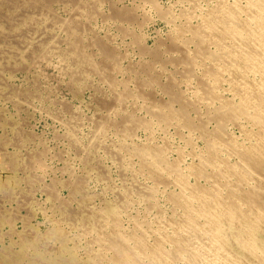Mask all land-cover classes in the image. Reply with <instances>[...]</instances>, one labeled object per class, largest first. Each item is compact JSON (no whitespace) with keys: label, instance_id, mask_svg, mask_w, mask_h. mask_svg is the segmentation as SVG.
I'll return each instance as SVG.
<instances>
[{"label":"rangeland","instance_id":"374dc122","mask_svg":"<svg viewBox=\"0 0 264 264\" xmlns=\"http://www.w3.org/2000/svg\"><path fill=\"white\" fill-rule=\"evenodd\" d=\"M21 1L24 4H22ZM46 1L49 0H28L29 3L26 0H0V12L5 14L4 17V15L0 13V52L2 53H0V143L2 144H0V264H4L5 260H8V257H12L19 264H65L70 258L76 259L78 264H105V261L102 262L100 259L97 260L96 257L104 253V251H101L102 247L93 240L94 238L96 239V235H98V227L94 226L92 231H89L88 227L89 224L93 222L92 217L94 214H100L110 208H119L120 210L119 203L121 199L119 198L122 197L121 195L128 193L129 201H127V206L121 214V224L123 225V229L125 227L128 229H124V231L129 232L132 230L134 226L133 223L136 221H155L154 218H156L157 212L150 209L149 211L146 210L150 207L149 205L151 203L156 205L157 208L160 207V212H162L166 218H169L172 214V209L170 204H168L167 196L169 191H177V189L175 187L172 188V186H169L168 189L165 187L158 188L157 191L159 193H156L152 202L146 203L147 200L142 195V192L153 187V182L147 175H144V173L140 171L139 160H137V157L135 158L132 156L129 150L135 147H143L144 145L150 147L160 146V148L166 147L165 149L169 155L167 158L170 162L178 161L180 159L179 153L181 152L184 154L181 160V167L184 169L193 165V163L197 164V155L205 148V142L201 140L197 134L191 135L187 134V130H178L176 124H171L172 127L170 126V128L169 125L159 124L151 114L149 115V112H145V109L148 111L153 105H160L161 103H165L164 101H169V97L166 95L167 93L164 94L163 87L164 85L166 86V83L168 84L171 79L175 82V92L179 93L186 101L196 103L197 100L202 99L203 92L199 88L198 81L199 77L201 78L203 75L205 66H209L210 64L207 63V65L203 66V64L199 62V65L194 68L193 75H186L183 72L182 66L173 63V60H177L180 54L172 52L170 47L176 29L184 24L181 13H194L196 16L193 18L192 25L195 26V24L198 25L199 23V17L203 15L207 9L212 8L215 2L214 0H210L212 2L209 0H193V2L192 0H50V3H45ZM80 4L81 6H79ZM29 5H31V8ZM77 7L81 12L78 11ZM88 7L91 9H87ZM122 11L130 12L136 20L133 19L135 23L132 21L130 24L114 18L116 13L120 14ZM76 15L80 16H78L80 18L79 20ZM5 20L7 23H5ZM69 24H75L77 35L80 39L83 37L81 39L85 47H83V49L94 65L104 68H110L111 66H109L108 64L110 63L105 61L103 56L100 55V49H96L99 47L94 45L95 40L100 43L99 45L101 47H106L105 49L114 53L117 59L115 65H113V80L106 82L100 75L91 74L89 71L85 72L86 70L83 66H79L77 58L71 53L73 49L69 46L72 41L70 31L66 29ZM24 31L25 33H22ZM66 31L69 32V34L66 33ZM6 33H9V35ZM7 37L8 41L4 40L7 39ZM13 38L17 40H15V45L12 43L14 42ZM45 38L47 40L49 39L48 42ZM69 40H71L70 43ZM90 41L93 42L91 43ZM55 44L59 45L57 46ZM66 44H68V46ZM31 47L35 49V51L31 49ZM141 47L142 49L145 48L143 50L139 49ZM51 48H53L54 53L50 50ZM189 48L188 51H190L192 55L194 47L190 45ZM146 51L147 53L144 54ZM158 53L160 56L158 57L160 63L155 64L153 60L154 55L151 54L158 55ZM144 63H148L147 65L145 64V66L150 65L151 68L154 69L152 72L153 80L150 84L151 86L147 87V89L146 87L142 88L141 90H143V93L145 92L144 95L146 94L147 101L150 98L153 100L156 99L154 101L149 100L147 102L143 98H136V101H134L135 98L132 96V94H135L133 90L137 88L136 85L141 82L144 83L142 80L149 78L143 71L139 70V66L144 69L145 66H142ZM153 63L156 66L153 65ZM161 65H163V67ZM133 72L138 74L134 75ZM155 74H158L159 78H157L158 75ZM72 80L74 81L72 82ZM124 80L129 82V86L126 85V82H123ZM120 83L122 84L120 85ZM113 84L115 86H113ZM128 88L131 90L130 93L128 92ZM226 88L227 86H224L220 93L222 92L221 95L223 94L224 98L230 99L231 94ZM137 89L136 92L140 90L139 86ZM122 90H126L129 94L132 93L127 99L122 101L123 105L116 103L117 96L123 93ZM150 92L154 94L152 93L150 95ZM115 93L119 95L116 94L117 96H115ZM160 100H162V102H160ZM201 101H198V103H201ZM142 103L143 105L146 104V107L144 106L145 109H143ZM108 105L111 108H109ZM206 105L207 103H202L200 106L198 104L196 107L199 114L198 118H206L207 113L205 111H208L211 107H216V104ZM124 108L127 109L125 110ZM177 108L178 106H175V109ZM108 110L110 111L108 112ZM132 111H134V113ZM126 117L140 121L144 119L142 122H145L147 126H149V131L146 128H138V130L136 129L134 132V134H136L133 135L131 139L126 140L119 134V125H122L120 121ZM190 117L195 118L196 115L192 112ZM69 121L70 124L68 125ZM118 122L121 124L118 125ZM99 124H104L106 126V128H104L105 130H103V128L100 129ZM213 126V123L208 125L209 129H212ZM115 127L118 129H115ZM227 131L232 137L242 142V134L239 129L234 126H228ZM91 133H95L96 135L93 134L92 136ZM180 133L183 136H181ZM97 134L99 137H97ZM149 135L151 137H149ZM197 137L201 141L198 140ZM94 138L96 139L94 140ZM118 138L121 139L118 140ZM191 138L193 139L192 142L194 146L191 145L187 147L189 145L187 139ZM101 141L104 142V146ZM132 145H134V147ZM119 147H121V149ZM191 149L194 150V153L193 151L192 153L196 154L195 157L191 153V155L189 154ZM199 149H201V152H198ZM126 150H128V152ZM176 150H178V152ZM195 151L197 153H195ZM95 152L98 153L96 154ZM112 153L115 156H113ZM38 156L42 158L38 160ZM9 157L11 160L14 159L15 163L13 165L15 166L8 164V161L6 162ZM35 160L38 161L34 163ZM232 161L234 162V160ZM28 162L32 164L30 165ZM124 162H126V165L123 164ZM28 164L29 167H27ZM32 165L34 169H32ZM131 166L133 169H131ZM122 179L125 181H122ZM29 181L30 183L27 184L26 182ZM24 182L26 184H24ZM82 183H84V185ZM191 183H194V181L191 180ZM75 186L78 187L79 191L74 190L73 187ZM81 186L83 188H81ZM165 191L168 194H163ZM160 193L163 194V196ZM100 198L103 199L100 200ZM155 199H159L158 202L155 201ZM140 205H143L144 208ZM129 207L131 209H129ZM87 209L89 211H87ZM3 210L4 212H2ZM130 210L133 211L131 212ZM144 211L147 212L144 213ZM151 211L156 213L154 214V212ZM147 215H149V217ZM143 216L146 218H143ZM127 225L131 226L129 227ZM56 232H60L61 239L54 236ZM83 232L85 233L83 234ZM106 232L105 234H112V227H108ZM93 259L96 261L93 262Z\"/></svg>","mask_w":264,"mask_h":264},{"label":"bare ground","instance_id":"6f19581e","mask_svg":"<svg viewBox=\"0 0 264 264\" xmlns=\"http://www.w3.org/2000/svg\"><path fill=\"white\" fill-rule=\"evenodd\" d=\"M26 1L28 2V0H26ZM49 1H46L45 3H50ZM192 2H193V0H192ZM210 2H212V1H210ZM214 2L215 3H214L212 8H209L207 10L205 9L206 11L204 12V14L199 17V23L196 21L198 23V25L195 24V26L192 25V21L196 15H194V13H191V12H189V13L188 12L187 13L182 12L181 15H182V18L184 19V22H183L184 24H182L178 29H176L174 37H172L171 47L169 46L171 48L172 52H174L176 54H180V56L178 55L179 58L177 60L176 59L173 60V63L177 64L179 66H182L183 72L186 75H193L194 68L197 65H199L198 64L199 62L202 63L203 66L207 65V63L210 64L209 66H205L203 75L201 78L199 77V81H198L199 88L203 92V96L201 99L202 101L197 100L196 103H191V102L186 101L179 93L175 92V89H174L175 88V82L173 81V79H171L168 82V84L166 83V86L164 85V87H163L164 89L162 88L164 90V94L167 93L166 95H168V97H169L168 102L164 101L165 103H163V104L161 103L160 105H153L150 107V109H148V107H147L148 111L145 109L146 104L145 105H143V103L141 104V105H143L142 107L145 106L143 108V109H145V112L146 113L149 112V115L151 114L152 117L154 119H156L159 124L161 123V124L166 125V126L169 125V128H170L171 124L172 125L176 124L178 126L177 127L178 130L184 129V130H187L186 131L187 134H191V135L197 134L199 136V138H201V140H203L205 142V145H204L205 148L202 152H201V149H199L200 151L198 150V152H201L200 154L197 155L198 163L197 164L193 163V165H191L187 168H184V169L181 167V163H182L181 160L184 156V154L181 152H180L181 154L179 153L180 159L178 158L179 159L178 161L170 162L169 159L167 158V156H169V155L167 154V150L165 149L166 147L160 148V146H157V147H159V148H157V147H150V146L144 145L143 147H135V148L129 150L130 153L132 154V156H134L135 158L137 157V160H139L140 171L142 173H144V175H147V177L149 179H151V181L153 182V187L150 186L151 187L150 189L142 192V195L147 200L146 203L152 202L153 197L158 192L157 191L158 188L160 189L161 187H163V188L165 187L168 189L169 186H172V188L175 187L177 189V191L175 190V192H170L168 190L169 194L166 193V191L163 192V194L164 193L168 194V196L166 195L167 200L169 202L168 204H170L171 209H172V212H171L172 214L169 218H166L163 215V213L160 212V209H159L160 207L158 206L157 203L156 204L159 208H157L156 205L151 203L149 205L150 207L149 208L147 207L148 209H146V210L149 211V209H150V210H155L157 212V216H156V218H154L155 221L154 222H148V220H146V221L142 220L143 222L136 221L135 223H133L134 226L132 227V230L129 232L124 231V229H127V228L125 227L123 229V227H122L123 225L121 224V219H122L121 214H122V212H124L123 210L127 206V201H129V199H128L129 194L128 193H125L124 195L119 194L122 196V197L120 196L121 198H119V199H121L120 203H119L120 210H119V208H116V209L110 208V209H108V210H106L100 214H97V215L94 214V216L92 217L93 222L90 223L88 227H89V231H92L94 229V226L98 227V229H97L98 235H96L97 236L96 239L93 237L94 238L93 240H95L100 245V247H102L101 251H104V253H101L99 256H96V257H97V260L100 259L102 262L105 261V264H264V0H214ZM21 3H22V1H21ZM22 4H24V3H22ZM29 6L31 8V5H29ZM79 6H81V4ZM78 7H77V9L79 11ZM45 8H46V6H45ZM87 9H89V7ZM36 11H37V9H36ZM31 12H32V10H31ZM79 12H81V11H79ZM79 12H78V14H79ZM1 14H3V13H1ZM37 14H38V12H37ZM3 15L5 17V14H3ZM78 16H77V19L79 20L80 16L79 17ZM83 16H85V15H83ZM6 17H8V16H6ZM133 17L134 16H132V14H130V12L128 13V12H124V11L120 12V14L116 13V15H114V18H117L118 20H120L122 22L123 21L128 22L130 24L132 23V21L134 22V20H135ZM71 21H73V20H71ZM88 22H89V20H88ZM5 23H7L6 20H5ZM180 23H181V21H180ZM8 25H9V23H8ZM46 28L49 29L48 27H46ZM66 29H68V31H70V37L72 39V41L69 40V43L71 41V44L69 46H70V48L73 49V51L71 53H73L74 54L73 56L77 58V60H78L77 62L79 64V66L80 65L83 66V68L86 70V71L84 70L85 72L89 71L91 74L94 73V74L100 75L101 78L106 82L113 80V78H112V72L114 71L113 65H115L116 59H117L115 57L114 53L105 49L106 47L105 48L101 47L99 45L100 43L96 42V40H95L94 45H96V47L97 46L99 47L96 49H100L99 50L101 52L100 55L103 56V59H105V61L110 63L108 65L109 66L111 65L110 66L111 70L108 67L104 68V67L94 65V63L91 62L90 57L85 53V51L83 49L84 46H83V43L81 40L83 37H81V39H80V37L77 35L75 24L74 25L69 24L68 28H66ZM34 30H35V28H34ZM34 30H32V31H34ZM61 32H63V31H61ZM19 33H21V32H19ZM22 33H25V31ZM66 33L69 34V32H67V31H66ZM7 35H9V33ZM16 35H15V37H16ZM67 38H69V37H67ZM4 40L8 41V37H7V39H4ZM15 40L16 39H14V42H12L13 44L16 43L17 40L16 41ZM29 40H30V38H29ZM48 40L46 39L47 42H48ZM169 40H170V38H169ZM17 43H19V42H17ZM34 43H35V41H34ZM45 44H47V43H45ZM84 44H85V42H84ZM55 45H57V44H55ZM66 45L68 46V44H66ZM91 45H93V44H91ZM190 45H192L194 47L192 55H191V52L188 51V49H190L189 48ZM30 46H32V45H30ZM142 47L139 49H142ZM38 48H40V47H38ZM20 49H21V47H20ZM24 49H26V48H24ZM31 49H33V48L31 47ZM33 50L35 51V49H33ZM50 50L53 51V48H51ZM37 53H39V52H37ZM53 53H54V51H53ZM146 53H147V51L144 54H146ZM151 53H154V52H151ZM151 55H154L153 60L155 61V64L160 63V60L158 59V57H160L159 53H158V55L157 54H151ZM30 57H32V56H30ZM43 57H44V55H43ZM145 64L146 63H144V65L142 64V66H145ZM155 64L153 63V65H155ZM159 66H160V64H159ZM161 66L163 67V65H161ZM139 67H140L139 70L143 71L149 78H145L146 80H142V81H144V83L141 82V83L137 84L136 87L138 88V86H139L140 90L142 88H145V87L147 89V87L151 86L150 84L152 83V80H153L152 72L154 69H152L150 65L145 66L144 69L141 66H139ZM5 69H7V68H5ZM10 69H12V68H10ZM7 70H9V69H7ZM70 73H72V72H70ZM135 74H138V73H134V75ZM141 74H142V72H141ZM158 74H155V75H158ZM159 75L157 76V78H159ZM86 77H88V76H86ZM97 77H99V76H97ZM133 80H135V79H133ZM155 80H156V78H155ZM73 81L74 80H72V82ZM85 81H86V79H85ZM100 81H102V80H100ZM114 82H115V80H114ZM123 82H126V81L124 80ZM128 83L129 82H126L127 86H129ZM108 84H110V83H108ZM114 84H113V86H115ZM121 84L122 83H120V85ZM134 84H135V82H134ZM157 84H160V83H157ZM224 86H227L226 89H228V91L231 94L230 99L224 98L223 97L224 95L223 94L221 95L222 92L220 93L221 89H223ZM129 89L130 88H128V92L130 93L131 90H129ZM136 89L133 90V91H135V94L131 93L132 96H134V98H135L134 101H136V98H139V99L143 98V99H145V101H147L146 100L147 97L145 96L146 94L144 95L145 92L143 93V90H141V91L139 90L138 92H136ZM126 90L125 91L122 90L123 93H121V91H120V93H121L120 95L115 93V96H117V95L120 96V97L117 96V100L115 99L117 104H122V101H124L125 99H127L129 97V95H131ZM114 91H116V90H114ZM151 91H152V89H151ZM152 93L150 92V95ZM9 95H11V94H9ZM152 96H154V95H152ZM149 100H153V99L150 98ZM154 100H156V99H154ZM198 101H201V103H198ZM157 102H159V101H157ZM160 102H162V100H160ZM125 103H126V101H125ZM202 103H207L206 106H208V104L209 105H211V104L215 105L216 104V107H211L210 109L208 108L209 110L207 109L208 111H205L207 113V116L205 114L206 118H204V119L198 118L199 114L197 112L198 109L196 108L198 106V104L200 106V104H202ZM175 106H178V108L175 109ZM108 107H109V105H108ZM109 108H111V107H109ZM109 111L110 110H108V112ZM121 111H122V108H121ZM132 112L134 113V111H132ZM192 112L196 115L195 118H191L192 116L190 117V114ZM200 115H201V113H200ZM128 116H129V114H128ZM115 118H116V116H115ZM142 121H144V119ZM142 121L132 119L130 117H126L124 119H121V121H120L122 123L121 126L119 125L121 123L118 122L119 129H120L119 134L127 140V139H131L133 137V135L136 134V133L134 134V132L136 129L138 130V128H140V129L146 128L149 131V126H147V124L145 122H142ZM153 121H151V122H153ZM74 123H76V122H74ZM212 123L214 124V126L212 129L211 128L209 129L208 125L212 124ZM69 124H70V121H69L68 125ZM104 124L103 125L99 124L100 129L103 128V130H105L104 128H106V126H105L106 124L105 125ZM156 125H157V123H156ZM79 126H80V124H79ZM228 126H234L235 128L239 129V131L242 134V142H239L237 139H235L234 137H232L228 133V131H227ZM95 127H96V125H95ZM69 128H72V127H69ZM115 129H118V128L115 127ZM178 132H176V133H178ZM93 134H95V133H93ZM93 134H92V136H93ZM177 135H179V134H177ZM119 136H117V137H119ZM181 136H183V135L181 134ZM97 137H99V135ZM149 137H151V136L149 135ZM199 138H198V140H200ZM95 139L96 138H94V140ZM104 139H105V137H104ZM120 139L118 138V140H120ZM187 140H188V144H189L187 147H189L191 145L194 146V143L192 142V140H193L192 138L187 139ZM74 141H75V139H74ZM116 142H118V141H116ZM132 142H133V140H132ZM185 142H187V141H185ZM101 143L103 145L104 142L101 141ZM120 143H122V142H120ZM125 145H126V143H125ZM138 145H140V144H138ZM132 146L134 147V145H132ZM164 146H166V145H164ZM15 148H17V147H15ZM87 148H88V146H87ZM119 148L121 149V147H119ZM190 148H192V147H190ZM21 149H24V148H21ZM193 149H191V151H189V154L191 153L195 157L196 154H193L194 153ZM87 150H90V149H87ZM93 150H95V149H93ZM102 150H104V149H102ZM79 151H81V150H79ZM126 151L128 152V150H126ZM176 151L178 152V150H176ZM192 151H193V153H192ZM123 152H125V151H123ZM195 153H197V152L195 151ZM113 156H115V155L113 154ZM41 158H39V156H38V160ZM117 159L120 160L121 157H120V159L119 158H117ZM130 160H132V159H130ZM232 160H234V162ZM7 161H8V164H10V165H13L15 163L14 159L11 160L10 157L6 160V162ZM37 161L35 160L34 163ZM96 162H98V161H96ZM28 163H30V162H28ZM125 163L126 162H124L123 164L126 165ZM31 164L32 163H30V165ZM26 165H27V161H26ZM127 165H129V164H127ZM130 165H131V162H130ZM13 166H15V165H13ZM6 167H8V166H6ZM27 167H29V164ZM36 167H38V166H36ZM97 168H98V166H97ZM99 168H100V166H99ZM32 169H34L33 165H32ZM124 169H126V168H124ZM131 169H133L132 166H131ZM135 171H137V170H135ZM102 174H103V172H102ZM97 176H98V174H97ZM77 179H79V178H77ZM107 180H108V178H107ZM191 180H193L194 183H191ZM122 181H125V180L122 179ZM146 181H148V180H146ZM26 183L28 184V183H30V181L26 182ZM26 183L24 182V184H26ZM76 183H78V182H76ZM82 184L84 185V183H82ZM77 186H78V184H77ZM77 186L73 187L75 191H77V190L79 191ZM85 186H86V184H85ZM146 186H148V185H146ZM81 188H83V187L81 186ZM43 191H44V189H43ZM55 193H56V191H55ZM118 193H119V191H118ZM140 193H141V191H140ZM163 194H161V195L163 196ZM57 196H59V195H57ZM112 197H114V196H112ZM117 197H119V196H117ZM102 199L100 198V200H102ZM158 200L159 199H157V200L155 199V201H157V202H158ZM164 200H166V199H164ZM140 201H141V199H140ZM141 207H143V205ZM26 208H28V207H26ZM129 209H131V208L129 207ZM5 211H7V210H5ZM26 211H27V209H26ZM87 211H89V210L87 209ZM87 211H86V213H87ZM130 211L132 212L133 210H130ZM2 212H4V210ZM127 212H129V211H127ZM145 212H147V211H144V213ZM151 212H154V211H151ZM156 212H154V214ZM11 213H13V212H11ZM127 214H130V213H127ZM0 216H1V214H0ZM147 216L149 217V215H147ZM119 217H120V223H119ZM144 217L145 216H143V218ZM67 219H68V217H67ZM122 221L125 222L124 220H122ZM126 221H128V220H126ZM85 222H86V220H85ZM119 224H120V229H119ZM127 226H129V225H127ZM108 227L109 228L112 227V231H113L112 234H109V235L105 234ZM95 230H96V228H95ZM28 231H30V230H28ZM84 233L85 232H83V234ZM75 235H77V234H75ZM33 236H35V235H33ZM54 236L57 237L58 239L62 238L60 235V232L54 233ZM16 243H18V242H16ZM53 243H54V241H53ZM87 243H90V242H87ZM74 246H76V245H74ZM51 249H53V248H51ZM76 252H78V251H76ZM81 256H82V254H81ZM94 259H93V262L96 261V260L94 261ZM41 261H43V260H41ZM4 264H19V263L16 260H14L12 257H10V258L8 257V260H5ZM65 264H78V263H77L76 259L70 258L67 262H65Z\"/></svg>","mask_w":264,"mask_h":264}]
</instances>
